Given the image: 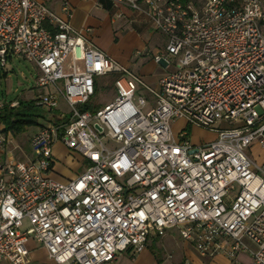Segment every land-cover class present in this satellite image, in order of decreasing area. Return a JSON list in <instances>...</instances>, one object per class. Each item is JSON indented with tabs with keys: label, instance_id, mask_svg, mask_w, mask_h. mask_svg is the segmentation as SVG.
Listing matches in <instances>:
<instances>
[{
	"label": "built area",
	"instance_id": "1",
	"mask_svg": "<svg viewBox=\"0 0 264 264\" xmlns=\"http://www.w3.org/2000/svg\"><path fill=\"white\" fill-rule=\"evenodd\" d=\"M109 1L167 37L153 59L173 69L155 87L75 29L68 2L59 14L0 0V66L33 63L37 104L58 112L31 135L33 156L0 161V264H27L31 240L60 264H114L170 228L205 257L264 264V2ZM104 75L116 95L93 111ZM181 119L217 137L194 143ZM57 143L85 164L71 179L52 176Z\"/></svg>",
	"mask_w": 264,
	"mask_h": 264
},
{
	"label": "crops",
	"instance_id": "2",
	"mask_svg": "<svg viewBox=\"0 0 264 264\" xmlns=\"http://www.w3.org/2000/svg\"><path fill=\"white\" fill-rule=\"evenodd\" d=\"M68 2L71 6L73 16L71 18L72 26L81 31L83 35L88 37L96 46L112 56L115 60L129 67L133 72L140 75L142 78L153 73L156 65H161L162 71L156 79H148V84L156 86L158 79L173 67H166L164 64H158L154 61L143 60L137 70L130 66L132 58L137 61L144 54L146 44L150 43L156 32L158 39L162 42L152 54L158 53L165 48L167 37L165 34L157 30L151 21L142 13L134 11L124 5L114 4L109 0H47V5L53 12L62 14V3ZM141 47V49H137ZM139 52V54H138ZM150 73V74H148ZM148 74V75H147ZM40 91L35 86L28 94L27 101H34L38 106L37 99ZM17 100V101H16ZM9 103L11 106L18 104L20 99H16ZM36 101V102H35ZM8 103V101H6ZM0 98V110L7 105ZM64 106V102L61 101ZM40 106V105H39ZM14 107V106H13ZM46 111L50 112L46 109ZM57 110L52 111L49 117H40V122L36 126V130L44 125L41 121L48 122L49 120L57 119ZM5 124L0 121V130L4 128V132L10 134L12 144L8 149H0V161L9 158L19 159L15 157L14 150L21 148L15 140L21 133H14L5 128ZM59 144V145H58ZM57 147H62L63 151L67 152L66 147L61 143L54 146V151ZM10 150V152H9ZM12 151V153H11ZM55 154V152H54ZM23 158H30L22 154ZM73 158V157H72ZM77 158V157H76ZM79 158V157H78ZM80 159V158H79ZM264 159V156L263 158ZM56 165V164H55ZM52 176L60 180H68L73 176L61 174L54 167ZM75 177V176H74ZM32 245L30 246L31 242ZM30 249V259L27 264H60L55 262L47 250L34 240L28 243ZM252 256L248 252H240L237 257L231 258L225 252H219L213 257H205L201 255L193 243L184 240L178 228H170L166 235H150L145 249L133 254L131 250L119 252L114 264H251Z\"/></svg>",
	"mask_w": 264,
	"mask_h": 264
},
{
	"label": "rangeland",
	"instance_id": "3",
	"mask_svg": "<svg viewBox=\"0 0 264 264\" xmlns=\"http://www.w3.org/2000/svg\"><path fill=\"white\" fill-rule=\"evenodd\" d=\"M197 6H201L205 0H191ZM264 2V0H262ZM157 33H154V37L150 43L146 44L144 54L137 61L132 58L130 62V66L137 70V66L143 61L153 60L152 52H155L158 48H160L162 42L158 39ZM137 49H141L138 47ZM162 71L161 65H156L155 70L152 74L143 77L145 82H148V79H156L159 73ZM38 75L37 67L31 63L30 61L22 58L21 56L9 55L7 58V64L4 67L0 66V98L1 100L8 101L11 103L16 99H20L22 101L27 102V96L29 92L36 86V78ZM61 81H59L60 83ZM114 95H116L115 88L113 86L111 75H104L97 77V85L95 95L92 97L91 101V110L103 107L108 102L114 99ZM17 101V100H16ZM36 102V101H35ZM6 103V104H8ZM64 112H67L68 108L64 106ZM94 111V110H93ZM31 113L34 115H41L43 117H49L51 112L46 111V108L43 106H34L31 109ZM70 114L67 113V117ZM35 120L40 122V118L33 116ZM47 123L46 121H41V124ZM36 126L31 125L26 128L24 132H21L17 138L15 139L17 143L21 146V148L14 150L15 157L21 158V160H25L22 154H25L29 157L33 156L34 151L31 146L30 138L31 135L36 131ZM186 129L189 131V136L194 143H207L211 140H214L217 137V134L214 132L207 131L205 129L189 126L186 121L183 119L176 121L173 124V129L175 132H179L181 129ZM106 143L111 147H117L119 144L115 141L106 139ZM59 145V144H58ZM55 157H56V170L64 175L76 176L81 173L85 169V164L81 162V159L72 158L71 153L68 151H63L62 147H57L55 149ZM264 154L258 157V160H263ZM72 177V178H73ZM31 242L30 246L32 245Z\"/></svg>",
	"mask_w": 264,
	"mask_h": 264
},
{
	"label": "trees",
	"instance_id": "4",
	"mask_svg": "<svg viewBox=\"0 0 264 264\" xmlns=\"http://www.w3.org/2000/svg\"><path fill=\"white\" fill-rule=\"evenodd\" d=\"M181 2H188L191 0H179ZM116 77L114 75L112 80ZM36 106L34 101H18L16 106H11L9 103L5 105V107L0 110V121L5 124V128L7 130H11L14 133L24 132L28 126L38 125L39 122L33 118L35 117H43L41 115H34L31 113V109Z\"/></svg>",
	"mask_w": 264,
	"mask_h": 264
}]
</instances>
